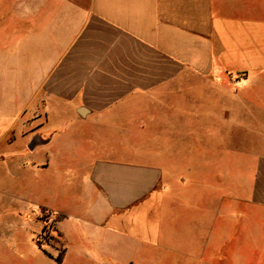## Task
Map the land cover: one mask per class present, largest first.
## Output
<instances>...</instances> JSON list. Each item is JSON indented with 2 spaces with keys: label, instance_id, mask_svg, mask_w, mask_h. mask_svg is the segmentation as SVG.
Segmentation results:
<instances>
[{
  "label": "crops",
  "instance_id": "obj_1",
  "mask_svg": "<svg viewBox=\"0 0 264 264\" xmlns=\"http://www.w3.org/2000/svg\"><path fill=\"white\" fill-rule=\"evenodd\" d=\"M0 4L9 243L13 223L49 224L50 257L18 242L54 264H155L165 207L166 253L264 264V0Z\"/></svg>",
  "mask_w": 264,
  "mask_h": 264
},
{
  "label": "rangeland",
  "instance_id": "obj_2",
  "mask_svg": "<svg viewBox=\"0 0 264 264\" xmlns=\"http://www.w3.org/2000/svg\"><path fill=\"white\" fill-rule=\"evenodd\" d=\"M0 3H2V0H0ZM0 6H2L0 4ZM224 95V94H222ZM223 105H229V103H223ZM11 120H2L0 121V134H3L8 130L10 127ZM4 207L1 206L0 204V226L3 225V220H4V215H8L12 213L9 209H3ZM160 209L157 210L156 214H153L155 219L157 217V224L158 226V247L156 248L155 252V264H166V262L171 260L172 262L178 261H187L188 264H196V258H197V253H188L184 255H175L171 253H166L165 249H163V244H164V236H165V217L167 214H169L166 210L165 207H163L161 213L159 211ZM223 210V209H222ZM16 211V210H15ZM42 219L44 220V215L41 216ZM160 218V221H159ZM143 219V218H142ZM141 219V220H142ZM153 219V221L155 220ZM141 224L144 225L145 222L141 221ZM11 230H13V244L9 243L6 236L2 234V229L0 227V264H54L53 261L51 262L47 257L43 256L40 258V252H33L30 247L26 246L25 244H21L23 240H26L27 238L25 237L23 231L27 232H32L30 235L29 239H33L34 243H38L40 245L41 250H46L47 247L46 245L49 243H52L51 239H49V224H46L43 226L41 233H36L34 229L29 228L28 226L25 225H18V224H12L10 227ZM21 241V242H18ZM231 241V242H230ZM226 242V243H225ZM230 242V244H229ZM241 239L238 234H222V245L225 243L228 245V248H240L243 245H240ZM17 245V247H14V245ZM261 247V242H258L257 244V249L259 250ZM55 255H58L57 252H55ZM131 256L132 255V250H127L125 252V256ZM239 255V254H238ZM153 256V255H152ZM258 261L260 262L259 264H262V255L261 253L256 254ZM171 258V259H170ZM152 264H154L152 262Z\"/></svg>",
  "mask_w": 264,
  "mask_h": 264
},
{
  "label": "trees",
  "instance_id": "obj_3",
  "mask_svg": "<svg viewBox=\"0 0 264 264\" xmlns=\"http://www.w3.org/2000/svg\"><path fill=\"white\" fill-rule=\"evenodd\" d=\"M45 252V251H44ZM45 254H47L49 257H50V255L48 254V253H46L45 252ZM62 251H60L59 253H58V255L56 256V257H54V260H55V262L57 263V264H61V262H62ZM53 258V257H52Z\"/></svg>",
  "mask_w": 264,
  "mask_h": 264
}]
</instances>
